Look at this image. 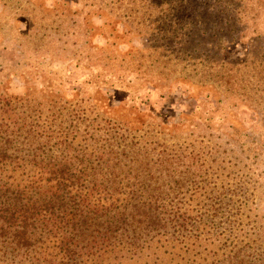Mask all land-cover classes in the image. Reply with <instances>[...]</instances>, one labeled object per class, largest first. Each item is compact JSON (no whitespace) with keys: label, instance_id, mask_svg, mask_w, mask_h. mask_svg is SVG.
I'll list each match as a JSON object with an SVG mask.
<instances>
[{"label":"rangeland","instance_id":"obj_1","mask_svg":"<svg viewBox=\"0 0 264 264\" xmlns=\"http://www.w3.org/2000/svg\"><path fill=\"white\" fill-rule=\"evenodd\" d=\"M4 92L177 193L180 249L120 264H264V0H0Z\"/></svg>","mask_w":264,"mask_h":264},{"label":"trees","instance_id":"obj_2","mask_svg":"<svg viewBox=\"0 0 264 264\" xmlns=\"http://www.w3.org/2000/svg\"><path fill=\"white\" fill-rule=\"evenodd\" d=\"M29 103L0 93V264H120L153 244L180 249L164 237L182 221L162 174L121 179L125 150L111 137L36 126Z\"/></svg>","mask_w":264,"mask_h":264}]
</instances>
